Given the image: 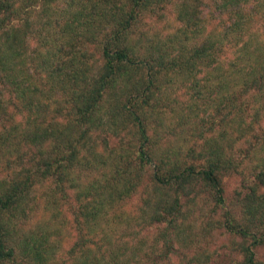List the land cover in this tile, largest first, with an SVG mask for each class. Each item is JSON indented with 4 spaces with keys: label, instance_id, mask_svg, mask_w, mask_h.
<instances>
[{
    "label": "trees",
    "instance_id": "1",
    "mask_svg": "<svg viewBox=\"0 0 264 264\" xmlns=\"http://www.w3.org/2000/svg\"><path fill=\"white\" fill-rule=\"evenodd\" d=\"M260 248L264 0H0V264Z\"/></svg>",
    "mask_w": 264,
    "mask_h": 264
},
{
    "label": "rangeland",
    "instance_id": "2",
    "mask_svg": "<svg viewBox=\"0 0 264 264\" xmlns=\"http://www.w3.org/2000/svg\"><path fill=\"white\" fill-rule=\"evenodd\" d=\"M141 27L144 30L147 28H150L152 32H157L160 34H164L163 32H165V28L162 27V23L158 19H156L155 17H149V18H146L145 20H143L141 22ZM152 32H150V33H152ZM223 182H224V195H225L227 201H229L233 195L234 188L237 186L238 177L235 175H226L223 178ZM135 201H136L135 198L131 199L127 203V206L131 207L135 203ZM66 234H67V232H66ZM144 250L148 251L147 249H144ZM256 254H257L258 258L260 259V261L262 262V264H264V248L257 249ZM226 255H227V253H223V249H221L219 251V257H217V261L213 262L212 264H228L227 263L228 257ZM145 260L149 261V259L143 258V261H145Z\"/></svg>",
    "mask_w": 264,
    "mask_h": 264
},
{
    "label": "clouds",
    "instance_id": "3",
    "mask_svg": "<svg viewBox=\"0 0 264 264\" xmlns=\"http://www.w3.org/2000/svg\"><path fill=\"white\" fill-rule=\"evenodd\" d=\"M225 223H226V219H225V221H224ZM223 243H227V241L225 240V241H222ZM236 243L239 245V244H241L242 243V241L239 239V238H237L236 239ZM203 250V249H202ZM216 250V245H213L212 246V248L211 249H208V251H215ZM196 253H195V250L191 253V255H195ZM239 259L240 260H243V256H240L239 257Z\"/></svg>",
    "mask_w": 264,
    "mask_h": 264
}]
</instances>
